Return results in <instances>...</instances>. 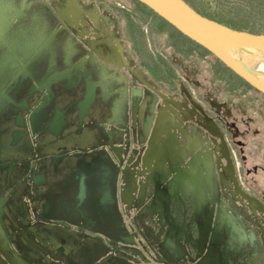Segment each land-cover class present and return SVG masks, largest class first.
I'll use <instances>...</instances> for the list:
<instances>
[{
    "label": "flooded vegetation",
    "instance_id": "obj_1",
    "mask_svg": "<svg viewBox=\"0 0 264 264\" xmlns=\"http://www.w3.org/2000/svg\"><path fill=\"white\" fill-rule=\"evenodd\" d=\"M106 1L25 0L33 10L15 19L12 26L19 35L18 28L35 15L32 22L38 28L57 29L56 38H66L71 44L72 58H87L73 69L81 76L76 87L85 82L89 86L98 77L97 106L103 98L108 103L120 102L114 124H107L116 132H108L115 146L109 153L117 166L118 209L133 234L123 237L133 238L135 244L119 242L117 248L108 247L105 255L125 258L128 264H181L168 253L176 246L183 254L187 247L181 241L165 238L161 252L145 243L159 231L163 240L161 222L175 218L176 237L183 234V241L185 236L206 237L204 260L187 264H264V94L141 3L111 2L119 5L113 12L103 6ZM90 54L105 58L111 68L92 62ZM144 95L147 102L156 101L157 121L150 156L142 164L148 140L144 141L145 128L151 116L150 110L140 106ZM48 99L50 112L56 113L58 107L66 118L70 115L73 102ZM89 119L92 124L86 120L79 130L81 139H90L63 143L68 154L79 152L71 146L105 142L107 136L98 127L95 114ZM54 137L60 140L57 134ZM35 138L30 133L33 146ZM31 152L27 164L8 166L3 160L0 164V264H62L54 256L68 260L67 247L56 249L50 237L40 234L38 218L54 215L52 210L40 212L33 195L32 199L23 196L29 187L23 186L22 172L32 169V180L27 179L31 186L36 175V153ZM60 161L50 160L44 167L47 191L54 193L53 189L63 187L71 196L72 178L83 175L89 185L87 203H93L103 170L109 165L63 168ZM130 247L139 248L148 260L131 253ZM128 255L140 261L134 263Z\"/></svg>",
    "mask_w": 264,
    "mask_h": 264
},
{
    "label": "water",
    "instance_id": "obj_2",
    "mask_svg": "<svg viewBox=\"0 0 264 264\" xmlns=\"http://www.w3.org/2000/svg\"><path fill=\"white\" fill-rule=\"evenodd\" d=\"M136 1L152 10L172 28L201 46L250 86L264 94V33L232 28L202 15L185 0ZM31 10L33 9H30L25 0H0V75L2 77L0 164L2 160L8 166H13L16 162L27 164L28 157L33 153L31 150L35 151L37 159L34 185L31 186L27 182L28 178L32 180V169L22 172L23 186L29 187V191L24 192L23 196L30 199L35 197L40 212L52 210L54 213L50 217L40 216L38 224L42 231L40 234L50 237L56 249L60 246L68 249V260L54 256L53 260L56 263L62 261V264H128L125 258L116 259L118 257L111 254L105 255L110 250L108 247L117 248L119 242L135 244L133 238L129 241L123 237V235L133 236V234L129 233L125 227L118 209L117 166L109 153L115 146H112L114 142H111L108 134L116 132L113 127H107V124H114V111L117 112L120 102L118 103L115 99L112 103H108L103 98L97 106V94L100 95L96 92V87H100L98 77L93 84L87 85L88 87L86 86L88 82L81 87H76L81 76L76 75L73 69L87 58L79 59L81 55L72 58L71 44L66 38H56L57 29H51V27L49 31H46V25L41 29L38 28L32 22L36 18L34 15L29 24L18 28L19 35L12 30L14 20L25 17ZM89 49L93 48L89 47ZM90 58L94 63L111 68V64L105 58H96L92 54ZM88 76L90 77V74ZM100 77L104 78V76ZM51 97L54 102H73L67 118L63 110L60 111L58 107L56 113L50 112L47 103L51 101L48 99ZM38 101L40 104L31 112V107ZM155 102V100L147 102L145 95L141 99L140 106L150 110L151 115L149 126H146L148 129L145 128L144 141L148 140L141 158L142 164L150 156L149 143L157 121V116H154ZM94 114L97 117L98 127L107 136L105 142L98 144L87 142L85 146H71V149L76 148L79 152L68 154L69 149L62 147L63 143L70 140L88 141L90 139V136L85 135H83L84 139H81L82 134L79 129L83 123L87 121L91 123L92 119L89 117L91 118ZM144 124L145 122L138 123L139 126H145ZM93 125L96 126L95 122ZM74 127L78 128V131H74L76 133L72 130ZM30 133L36 134L35 146L31 143ZM56 134L60 137L59 141L54 137ZM105 144H108L109 149L105 147ZM50 154L54 157L48 156ZM50 160H61L59 164L63 168L79 164L104 165L105 167L108 164L110 168L103 170V177L98 186H95L97 197L94 202L87 203L89 185L83 175L72 178L71 181H74L75 186H72L71 196L67 195L66 188L63 187L53 189L54 193L48 192L44 187L43 176L44 167L48 166ZM53 166H56V162ZM174 219L161 222L163 229L160 230L163 233V240L159 237V231L150 241L145 239L147 246L151 250L157 249L161 252L162 241L170 237L174 243L181 241L180 243L187 247L183 254L179 253L176 246L170 247L168 253L175 262L187 264L203 261L207 255V251L204 253L206 237L191 239L185 236L183 241V234L180 237L174 235L178 232L176 229L178 221ZM85 230L97 234L93 235ZM171 237L175 239L172 240ZM138 243L141 244V242ZM130 250L131 253H139L142 260H148L139 248L130 247ZM102 255L105 256L97 262ZM128 257L130 260L133 259L134 263L140 261L130 255Z\"/></svg>",
    "mask_w": 264,
    "mask_h": 264
},
{
    "label": "rangeland",
    "instance_id": "obj_3",
    "mask_svg": "<svg viewBox=\"0 0 264 264\" xmlns=\"http://www.w3.org/2000/svg\"><path fill=\"white\" fill-rule=\"evenodd\" d=\"M192 7H197L204 16L224 23L232 28L253 33H264V0H186ZM127 4L122 0H108L103 6L115 12L116 6ZM146 28V25H144ZM147 29V28H146ZM148 30V29H147ZM171 32L172 37L175 34Z\"/></svg>",
    "mask_w": 264,
    "mask_h": 264
},
{
    "label": "trees",
    "instance_id": "obj_4",
    "mask_svg": "<svg viewBox=\"0 0 264 264\" xmlns=\"http://www.w3.org/2000/svg\"><path fill=\"white\" fill-rule=\"evenodd\" d=\"M136 1V0H135ZM186 1V0H185ZM138 2V1H137ZM187 2V1H186ZM138 3H140V2H138ZM143 5V4H142ZM146 7V6H145ZM147 8V7H146ZM196 11H198L199 13H201L202 14V11H200L197 7L195 8V7H193ZM153 15H155V16H157L152 10H150L149 8H147ZM202 15H204V14H202ZM158 17V16H157ZM159 18V17H158ZM160 19V21H163L161 18H159ZM164 23H166L165 21H163ZM167 24V23H166ZM168 26H170L169 24H167ZM184 36V35H183ZM185 37V36H184Z\"/></svg>",
    "mask_w": 264,
    "mask_h": 264
}]
</instances>
